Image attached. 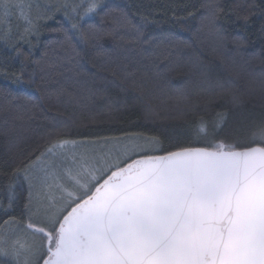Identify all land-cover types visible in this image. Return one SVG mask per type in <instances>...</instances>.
<instances>
[{
	"label": "trees",
	"instance_id": "obj_1",
	"mask_svg": "<svg viewBox=\"0 0 264 264\" xmlns=\"http://www.w3.org/2000/svg\"><path fill=\"white\" fill-rule=\"evenodd\" d=\"M61 1L21 38L1 26L0 237L30 219L24 173L58 141L148 147L121 167L264 146V0Z\"/></svg>",
	"mask_w": 264,
	"mask_h": 264
},
{
	"label": "snow or ice",
	"instance_id": "obj_2",
	"mask_svg": "<svg viewBox=\"0 0 264 264\" xmlns=\"http://www.w3.org/2000/svg\"><path fill=\"white\" fill-rule=\"evenodd\" d=\"M255 135L264 139V128ZM114 167L96 186L94 164L73 155L62 178L83 195L64 189L70 211L49 215L51 230L28 224L42 242L17 240L0 256L17 264H264V147L220 143Z\"/></svg>",
	"mask_w": 264,
	"mask_h": 264
},
{
	"label": "rangeland",
	"instance_id": "obj_3",
	"mask_svg": "<svg viewBox=\"0 0 264 264\" xmlns=\"http://www.w3.org/2000/svg\"><path fill=\"white\" fill-rule=\"evenodd\" d=\"M64 5L65 3L61 0H0V13L5 19L0 21V32L3 31L1 26H4L5 34L8 37L12 38L18 34L21 38L26 33L33 32L39 22L61 10ZM61 144L63 147H59ZM54 146L49 148L51 151L48 149L46 153L30 164L24 173L31 197L30 219L26 222L9 221L0 237V247L11 250L17 240L25 247L38 246L42 242L41 235L29 229L28 224L32 223L51 230L47 223L48 216L70 207L68 201L71 198L64 189L75 192L77 196L83 195L82 189L73 188L62 178V168L70 163V158L73 155L77 159L86 157L89 163L94 164L97 179L92 183L99 186L100 179L123 158L134 152L148 149L147 146L133 143L113 146L69 140L58 141ZM57 177H61V179H57ZM84 182L87 181L82 180V183ZM58 185H63V188ZM89 187H92V184H89ZM20 259L22 262L23 256ZM41 261L42 259L39 260V264ZM0 264H17V260L11 255L0 256Z\"/></svg>",
	"mask_w": 264,
	"mask_h": 264
},
{
	"label": "water",
	"instance_id": "obj_4",
	"mask_svg": "<svg viewBox=\"0 0 264 264\" xmlns=\"http://www.w3.org/2000/svg\"><path fill=\"white\" fill-rule=\"evenodd\" d=\"M253 147H264V146H261V145H256V146H253ZM193 148H203V149H208V150H210V151H213L214 149H210V148H206V147H193ZM246 149V148H245ZM182 150V149H181ZM225 150H227V149H225ZM236 151H241V150H244V149H235ZM177 151H180V150H177ZM164 155H166V154H164ZM103 183V182H102ZM101 183V184H102ZM42 264H43V262H42Z\"/></svg>",
	"mask_w": 264,
	"mask_h": 264
}]
</instances>
